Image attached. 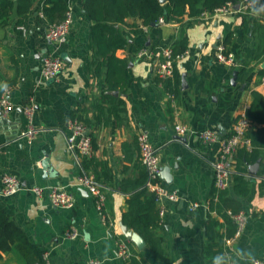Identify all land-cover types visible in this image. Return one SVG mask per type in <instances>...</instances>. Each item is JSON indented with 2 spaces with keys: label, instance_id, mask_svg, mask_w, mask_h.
Masks as SVG:
<instances>
[{
  "label": "crops",
  "instance_id": "0c3cea01",
  "mask_svg": "<svg viewBox=\"0 0 264 264\" xmlns=\"http://www.w3.org/2000/svg\"><path fill=\"white\" fill-rule=\"evenodd\" d=\"M67 2L75 20L63 44L46 39L50 24L43 14L42 0L34 3L22 24L0 26V93L5 86L11 87L10 100L15 106L6 117L0 113V209L37 245L35 251L13 247L1 252L0 264H35L37 247L46 264H210L205 256L209 216L225 222L210 204L216 192L213 162L220 144L207 145L197 133L213 129L221 138L227 136L235 119L251 107L253 92L264 98V54L254 58L256 12L203 14L198 19L185 15L184 26L166 21L152 28L129 18L127 23L136 22L141 30L134 33L132 27L125 28L127 46L116 52L128 62L124 94L129 124H101L93 130L86 127L91 138L89 131H93L96 145L89 156L78 158L67 146L69 121L77 119L85 124L76 116L78 109L90 107L91 99L99 96L101 90L89 70L92 21L83 11V0ZM256 10L264 19V5ZM245 16L248 27L243 31ZM20 25L25 32L18 28ZM182 29L189 47L185 57L177 62L181 84L172 101L155 75L153 61L137 60L136 54L142 48L158 51L171 46L182 35ZM221 44L235 55L238 67L218 59L217 47ZM47 55L61 57L65 66L56 79L45 83L41 69ZM242 67H252L245 80L237 76V69ZM32 99L37 133L29 139L20 135L29 125L23 107ZM177 122L197 132L187 136L189 145L178 139L174 128ZM252 127L257 130L264 127V122H254ZM142 130L148 132L152 145L158 148L164 184L181 196L175 202L164 198L160 204L164 213H159L160 223L155 231L163 238L166 262L155 256L146 241L142 249L130 240L134 260L117 255L118 240L126 238L122 225H127L123 214L128 210L129 198L120 184L146 177L137 141ZM85 158L93 159L91 170L84 168ZM5 171L21 179L22 188L12 196L2 192L1 176ZM83 173L92 175L102 186L106 195L103 213L97 209L95 197L81 187ZM35 186L66 187L76 196L75 206L57 208L46 194L37 196L32 190ZM226 193L229 210H243L249 217L233 250L228 256L222 255L220 261L253 264L255 259H264V149L255 157H234ZM193 203L199 206L191 210ZM72 229L78 233L75 238L66 235ZM226 230V225L221 227V232Z\"/></svg>",
  "mask_w": 264,
  "mask_h": 264
},
{
  "label": "trees",
  "instance_id": "16d2710c",
  "mask_svg": "<svg viewBox=\"0 0 264 264\" xmlns=\"http://www.w3.org/2000/svg\"><path fill=\"white\" fill-rule=\"evenodd\" d=\"M37 0H0V26H6L12 22L22 24L32 11V7ZM239 0H83V11L92 21L90 32L91 59L89 62L90 75L95 81V85L101 93L90 101V107L78 109L77 117L83 121L87 128H95L99 125H128L129 113L125 84V69L127 60L120 58L116 52L118 49L127 46L125 28L133 29L134 33H139L140 28L136 22L129 24L127 20L133 18L141 20L145 26L153 27L159 23L163 17L167 22H181L184 26L183 17L188 15L192 19H198L205 12L213 13L216 8L229 2L236 3ZM257 6L264 5V0H254ZM43 14L49 24L60 22L64 19L69 8L67 0H42ZM255 38L257 41L258 58L264 54V23L259 11H255ZM247 16V15H246ZM244 17L243 31L248 27L247 17ZM181 34L173 43L172 47L175 54L185 52L188 47V39ZM227 39L230 42V37ZM175 80H166L164 88L166 91H177L181 84V76L178 64L175 65ZM252 67H242L237 69V76L240 80L251 72ZM264 72V70H263ZM264 75V74H263ZM118 92L115 94V92ZM254 100L251 107L247 110V116L252 122H264V98L257 92H253ZM92 112V116H89ZM95 144V135L89 131ZM247 135L251 138L253 149L241 148L235 155L248 158L250 154L255 157L261 149H264V127L254 130L253 127ZM252 157V156H251ZM92 158H85L83 166L91 170ZM97 179L101 184L104 181ZM145 180V181H144ZM144 180L122 181L120 189L129 194L128 210L123 214V221L127 226L139 233L153 251L155 256L161 261H168L167 254L163 249V238L156 234V228L160 223V215L157 209L155 196L149 193ZM218 194L215 200L212 196L210 200L211 210L217 211L224 217V224L220 223L215 217L209 216L207 223V241L205 245V256L210 264H222L220 258L224 255V239L232 236L237 228L236 223L229 215V211L238 212L239 210H229L226 204V189L214 192ZM226 225V233L221 232V227ZM36 244L28 240L26 232L17 225L4 210L0 209V257L1 252H8L13 247L28 248L30 251L36 250ZM37 262L46 264L41 251L37 247ZM133 260L135 258L132 257Z\"/></svg>",
  "mask_w": 264,
  "mask_h": 264
},
{
  "label": "built area",
  "instance_id": "2783aa9c",
  "mask_svg": "<svg viewBox=\"0 0 264 264\" xmlns=\"http://www.w3.org/2000/svg\"><path fill=\"white\" fill-rule=\"evenodd\" d=\"M259 6L254 0H239L236 3L229 2L221 7L215 9L213 13L205 12L209 15H227L234 12H255ZM74 15L72 9L69 7L66 11L65 17L60 22L50 24L46 31V39L53 44H63L67 41L68 35L74 24ZM166 20L161 17L159 23H165ZM22 31H26L23 25L18 27ZM218 59L234 67H238L237 59L235 55L227 50L226 45L221 44L217 47ZM186 51L183 53L175 54L172 46L164 47L158 51L150 50L149 48L140 49L136 58L148 59L153 61V67L155 75L159 82L164 86L166 80H175V65L178 61L185 57ZM65 66L64 60L59 56L47 55L43 59V65L41 69L42 82H51L56 79ZM11 87L5 86L0 93V113L3 117L15 109L14 104L10 100ZM167 96L170 100H175V92L167 91ZM23 112L28 120V128L21 133L20 136L28 137L29 139L35 138L37 129L34 126V113L35 103L33 99L30 103L23 107ZM71 134L67 136L68 149L76 156L83 157L89 156L93 149V140L86 134V126L77 119H71L68 124ZM253 126L252 120L245 114L241 113L236 119L232 127V131L225 137H220L219 133L213 129H206L201 132L194 131L187 124L177 122L174 126L175 131L180 137H187L192 133H197L201 141L207 145H211L215 142H219L220 148L216 160L213 162L214 168V185L218 191L227 189L229 186L234 157L238 150L246 148L247 150L253 149L251 138L247 135L248 131ZM137 141L139 144L140 160L147 171V180L145 186L149 193H153L155 201L159 209V213L162 216L164 213V207L160 206L161 201L167 198L171 201H178L180 195L176 191H171L167 188L161 178L162 165L160 161L158 148L154 147L150 141L147 131L142 130L137 135ZM189 145L188 142L185 143ZM78 157V158H79ZM81 187L87 189L94 197L97 205V209L103 213L106 195L102 191V186L94 179L92 175L82 174L80 177ZM1 182L3 185V194L12 196L22 188L21 179L14 173L9 171L3 172L1 176ZM33 192L43 197L45 194L50 197L53 206L57 208H72L76 203V196L73 192L66 189V187H41L35 186L32 188ZM218 199V194L215 196V200ZM199 206L198 203H193L190 206L191 210L196 209ZM233 221L236 223L237 228L232 236L225 237L224 239V255L228 256L229 251L233 250V243L238 239L247 224L248 213L241 210L238 212H228ZM103 216L105 223L107 218ZM76 229H72L67 232V237H77ZM131 242L127 238H121L117 242V255L123 259H130L133 256V252L130 246ZM98 262H93L97 264ZM35 264H39L38 262ZM253 264H264V259H255Z\"/></svg>",
  "mask_w": 264,
  "mask_h": 264
},
{
  "label": "water",
  "instance_id": "95a60500",
  "mask_svg": "<svg viewBox=\"0 0 264 264\" xmlns=\"http://www.w3.org/2000/svg\"><path fill=\"white\" fill-rule=\"evenodd\" d=\"M162 1H165V0H162ZM117 93L118 92L116 91L115 94H117ZM178 139H180L184 143H187V137L178 136ZM46 163L47 162H45V164H44L45 167H46ZM122 231H123V233L127 239L136 243L139 248H142V249L144 248L145 240L143 239V237L139 233H137L136 231H133L127 225H124V224L122 225Z\"/></svg>",
  "mask_w": 264,
  "mask_h": 264
}]
</instances>
